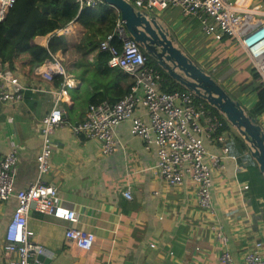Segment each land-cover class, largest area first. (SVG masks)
<instances>
[{
	"label": "crops",
	"instance_id": "0c3cea01",
	"mask_svg": "<svg viewBox=\"0 0 264 264\" xmlns=\"http://www.w3.org/2000/svg\"><path fill=\"white\" fill-rule=\"evenodd\" d=\"M159 18L174 33L177 45L210 73L215 72L216 79L231 93L242 86L245 80L240 82L239 77L245 74L244 70L251 72L250 61L247 66L246 60L241 61L236 54L238 52L217 59L226 51L223 41L206 37L197 22L182 18L177 8L166 10ZM28 23H32L33 28L27 44L47 46L50 33L33 37L35 24L31 20ZM81 31L83 34L84 29ZM11 45L5 66L24 77L27 90L18 104L0 102V156L18 149L16 188L23 189L38 179L41 122L54 106L50 89H59L65 80L71 83L69 95L61 105L71 123H79L84 120L93 97H100L102 92L112 94L122 85L129 90L133 79L121 70L109 69L97 50L70 62H65L66 55L58 52L55 58L62 62L65 76H56L62 81L55 87L52 81L37 73L47 61L37 65L29 56H18L21 48L12 54ZM218 47H222V51L211 53ZM223 58L226 60L220 63ZM251 97L255 101L254 93H243L237 98L246 106L245 101ZM116 137L118 150L105 156L97 139L75 136L66 127L58 129L54 135L52 168L43 175V180L58 189L60 205L78 212L79 222L72 224L35 212L30 215L29 227L45 247L44 256L52 260V264H125L127 261L184 264L193 257L218 264L220 247L212 228L216 223L223 224L230 236V248L238 258L241 251L256 240L264 241V197L257 198L262 205L256 210L250 203L251 179L248 178L250 169L246 155L235 152L236 159L231 158L232 155L226 158L224 173L214 174L216 217L212 218L199 207L192 183L171 188L152 169L156 157L145 150L141 138L131 134L130 121L118 127ZM208 148L220 152L214 146ZM242 185L250 188L243 191ZM128 186L132 189V200L122 195ZM15 207L16 201L11 198L0 220V264H7L6 228ZM71 226L96 235L90 251L67 242L65 234ZM196 248L200 251L196 252ZM171 250L174 256L170 255Z\"/></svg>",
	"mask_w": 264,
	"mask_h": 264
},
{
	"label": "built area",
	"instance_id": "2783aa9c",
	"mask_svg": "<svg viewBox=\"0 0 264 264\" xmlns=\"http://www.w3.org/2000/svg\"><path fill=\"white\" fill-rule=\"evenodd\" d=\"M136 9L149 15H160L170 8L180 10L181 17L194 19L208 38L223 41L224 37L237 42L247 54L253 71L264 84V0H128ZM16 0H0V21L8 15ZM103 0H75L79 11L96 7ZM76 28L74 20L51 32L69 36ZM97 51L108 52L107 64L112 69L127 73L132 79L129 91L116 102L102 100L90 103L85 118L71 123L61 101L69 95L71 83L65 80L59 89H50L54 106L41 122V149L37 156L38 179L23 189L16 188L18 174V149L0 156V220L7 202L14 198L16 207L7 224L5 258L7 264H46L38 259L45 254V247L37 241L29 227L30 215H52L72 224L79 222L76 210L59 204L58 189L43 180L51 171L53 137L60 128H69L75 136H85L101 142L105 156L118 150L117 130L131 122V134L144 142L145 150L153 153L156 162L152 169L171 187L178 188L192 183L195 186L198 205L210 217H216L213 201L214 174L224 173L225 160L230 157L225 145L232 134L219 132L220 118L192 91L164 92L161 83L164 76L160 69L150 64V57L129 33L125 22L119 18L114 30L96 44ZM37 70L45 80L53 81L55 74L65 76L62 64L55 58ZM66 78V77H65ZM27 90L24 77L0 62V102L18 104ZM145 112V114L142 113ZM214 146L220 152L211 151ZM231 158L236 159L235 155ZM243 191L248 185H242ZM157 194V192H155ZM122 195L133 199L128 186ZM214 236L220 247L218 264H264V241L256 240L241 251L239 258L230 248V236L223 224H213ZM67 242L79 249L90 251L96 235L71 226L65 234ZM151 246L155 247V244ZM200 248H196L199 252ZM14 253V254H13ZM174 256L175 252L170 251ZM184 264H208L198 257Z\"/></svg>",
	"mask_w": 264,
	"mask_h": 264
},
{
	"label": "trees",
	"instance_id": "16d2710c",
	"mask_svg": "<svg viewBox=\"0 0 264 264\" xmlns=\"http://www.w3.org/2000/svg\"><path fill=\"white\" fill-rule=\"evenodd\" d=\"M119 16V11L105 2L96 7H85L79 11V6L75 3V0H16L6 18L0 21V62L5 63L8 60L10 45L21 32L22 34L19 39L12 43L11 52L14 54L21 48L17 55L29 56L34 59L37 65L45 61H52L58 52H62L64 55L71 53L76 57L87 56L97 50L95 44L98 41L105 39L113 32ZM29 20L35 24L33 37L48 35L72 20L83 28L84 32L82 34L81 31V37L73 44L69 43L68 36L59 35L50 37L47 46L34 42L27 44L32 35L31 31L33 28L32 23H28ZM228 39L230 38L224 37L223 42ZM100 54H102L107 67L112 69L107 64L110 54L108 52H100ZM225 60L226 58H223L220 63ZM149 62L157 66L164 76V80L161 83L162 91L169 93L188 91L176 80L170 78L153 60L150 59ZM218 69L220 68L218 67ZM211 74L215 76V72H211ZM61 79V77L54 78L52 83L55 87L60 85ZM242 85L240 88L234 90L232 94L235 97H239L243 93L255 94L256 99L248 110L253 116L259 119L264 127V84L259 80L258 75L254 73L253 77ZM128 91L127 87L122 85L112 94L102 92L100 97H93L91 102L96 103L106 99L110 102H116L124 97ZM196 98L204 102L211 112L220 118L222 127L219 132L227 130L230 133L231 131L233 132L231 133L232 137L225 144L229 148L230 153L232 155L235 152L240 155H246L250 169L248 178L251 179L250 203L258 210L262 204H259L257 198L264 197V176L257 162L248 151L246 142L224 116L219 114L205 100L197 96Z\"/></svg>",
	"mask_w": 264,
	"mask_h": 264
},
{
	"label": "water",
	"instance_id": "95a60500",
	"mask_svg": "<svg viewBox=\"0 0 264 264\" xmlns=\"http://www.w3.org/2000/svg\"><path fill=\"white\" fill-rule=\"evenodd\" d=\"M103 1L119 11L129 33L151 60L170 78L225 117L246 142L264 176V127L259 119L202 64L177 45L174 33L159 17L136 9L128 0ZM58 75L61 74H55V77ZM39 258L46 264H52V260L44 255ZM125 264L133 263L127 261Z\"/></svg>",
	"mask_w": 264,
	"mask_h": 264
},
{
	"label": "rangeland",
	"instance_id": "374dc122",
	"mask_svg": "<svg viewBox=\"0 0 264 264\" xmlns=\"http://www.w3.org/2000/svg\"><path fill=\"white\" fill-rule=\"evenodd\" d=\"M81 28L79 27V26H77L76 25V28H75V31L71 34V35H69L68 37H67V39H68V41H69V43L70 44H73L74 42H76V41H78L79 40V38L81 37ZM224 44H222V46H223V48L225 47L226 48V51H224L222 54H220L218 57H217V59H219V58H221V57H223V56H227V54H229V55H231V54H233V53H236V52H238V53H236L239 57H240V60L242 61V60H246V64H247V66H248V62H249V58H248V56H247V54L244 52V50L242 49V47L237 43V42H234V40H232V39H228L226 42H223ZM12 44V43H11ZM220 44V45H221ZM213 47V46H212ZM214 51L216 52V53H219V51H222V47H218V48H216V49H214L213 51H211V53H214ZM75 58H77L76 56H74L73 54H71V53H69L68 55H66L65 57H64V59H65V62H70V61H73ZM217 59H216V62H217ZM60 63H62L60 60H58ZM251 66V65H250ZM229 70H232V69H229ZM244 72H245V74H243V76L242 77H239V80H240V82L241 81H243V80H245V82H241V83H246L247 81H249L252 77H253V75H254V73H253V69H252V67H251V72H247V71H245L244 70ZM249 74H250V79H248V77H249ZM243 86V85H242ZM254 99V97H251L250 98V100L249 101H245L246 103V108L248 109L249 107H251V105H252V102L254 101L253 100ZM263 122H264V119H263ZM236 131V130H235Z\"/></svg>",
	"mask_w": 264,
	"mask_h": 264
},
{
	"label": "bare ground",
	"instance_id": "6f19581e",
	"mask_svg": "<svg viewBox=\"0 0 264 264\" xmlns=\"http://www.w3.org/2000/svg\"><path fill=\"white\" fill-rule=\"evenodd\" d=\"M65 70V68H63Z\"/></svg>",
	"mask_w": 264,
	"mask_h": 264
}]
</instances>
